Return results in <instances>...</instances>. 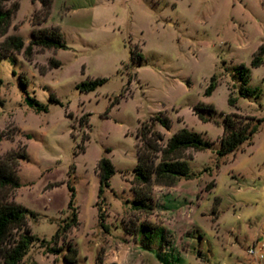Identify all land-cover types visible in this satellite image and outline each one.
<instances>
[{
	"label": "rangeland",
	"instance_id": "374dc122",
	"mask_svg": "<svg viewBox=\"0 0 264 264\" xmlns=\"http://www.w3.org/2000/svg\"><path fill=\"white\" fill-rule=\"evenodd\" d=\"M15 2L20 7L8 35L29 44L34 29L58 26L68 45L36 47L33 60L23 51L0 58V168L20 184L0 181V203L36 213L26 227L38 239L21 264H70V244L77 248L72 264H246L253 258L251 238L260 232L264 239V122L253 143L224 157L217 151L226 114L264 117V62L251 66L264 45V0H54L45 21L41 0L8 6ZM54 59L61 65L50 66ZM242 63L251 67L247 84L236 70ZM213 75L217 86L208 96ZM97 77L107 81L89 92L78 88ZM27 98L48 109L29 106ZM159 112L172 120L169 130L155 124L161 147L182 127L212 142L185 151L195 176L174 186L135 181L138 130ZM103 156L117 171L99 198ZM69 185L79 222L66 229ZM139 187L151 208L134 207ZM23 232L13 231L0 264Z\"/></svg>",
	"mask_w": 264,
	"mask_h": 264
},
{
	"label": "trees",
	"instance_id": "16d2710c",
	"mask_svg": "<svg viewBox=\"0 0 264 264\" xmlns=\"http://www.w3.org/2000/svg\"><path fill=\"white\" fill-rule=\"evenodd\" d=\"M9 1L10 0H0V37L6 36L5 39L0 42V58L11 56L10 54L15 52L23 51L28 60H33L36 47L43 49L68 48L64 33L58 26H47L34 29L29 44H26L24 38L19 34L8 35V31L12 25V19L20 7L19 2H15L12 6H8ZM53 1L54 0H41V10L43 12L42 21H45L50 16ZM42 21H37L36 23H41ZM263 62L264 45H261L258 53L254 55L252 59L251 66L258 67ZM60 65L61 62L56 59L52 60L50 63V66L53 67ZM236 70L242 83L247 84L251 77V67L242 63ZM106 81V77L87 79L80 82L78 88L83 92H89L95 90ZM2 85L3 80L0 78V106L3 102L1 97ZM216 86V76L213 75L210 84L205 90V94L208 96L211 95ZM52 100L59 102L56 98H52ZM118 101L119 98H116L114 103ZM228 101L230 105H235L236 99L230 97ZM34 102L38 110L48 109L46 106L40 105L37 101ZM202 105L207 106L206 108L209 111L215 110L213 104L202 103ZM196 110H201V108L196 107ZM197 113L206 121V117L201 112ZM84 116L85 115L81 118V125L85 122ZM86 117H89V113ZM157 121L168 130L172 127L171 118L167 114L163 115V112H159L155 117L151 118L150 121H143L141 123L137 135L140 139V144L137 148L138 162L134 167L135 181L142 185H149L154 180V182L159 185L174 186L181 179L193 178L195 175L191 171L188 161L192 156H186L185 151L189 148L206 150L212 147V142L204 138L200 133L187 127H182L168 139L165 146L161 147L159 141L163 140V134L155 128ZM263 122L264 117H258L256 115L244 116L237 112L226 114L222 122L223 135L220 139V148L217 151L218 155L224 157L237 150L245 142L253 143L255 134L258 132ZM159 153L161 156L158 155ZM158 158L160 160L156 162ZM116 171V166L110 157L103 156L99 160V198L102 197L105 191L110 187V179ZM0 181L4 184L20 186L18 178L12 171L6 168H0ZM69 189L71 191V198L68 202V207L72 209V213L69 221H67L65 225L66 229L79 222L77 210L74 206L75 188L69 185ZM135 191L136 195L133 201L134 207L139 209L151 208L148 202L149 198L144 195L141 187L137 188ZM35 214L33 210L17 202L0 203V251L3 250L5 244L10 241L14 230L24 229V232L14 241L13 245L4 252V264H21L31 244L38 239L31 233L30 229L26 227L27 216ZM71 253L74 257L68 255L65 257L66 262L70 264L75 262L77 255V248L72 244L68 247V254Z\"/></svg>",
	"mask_w": 264,
	"mask_h": 264
},
{
	"label": "crops",
	"instance_id": "0c3cea01",
	"mask_svg": "<svg viewBox=\"0 0 264 264\" xmlns=\"http://www.w3.org/2000/svg\"><path fill=\"white\" fill-rule=\"evenodd\" d=\"M262 234L260 232H257L250 240V243L248 247H250L252 244H256L258 247L261 248V251L264 254V239L261 238ZM253 256V255H252ZM246 264H264V257L263 259H257L253 256V258H248L246 260Z\"/></svg>",
	"mask_w": 264,
	"mask_h": 264
},
{
	"label": "built area",
	"instance_id": "2783aa9c",
	"mask_svg": "<svg viewBox=\"0 0 264 264\" xmlns=\"http://www.w3.org/2000/svg\"><path fill=\"white\" fill-rule=\"evenodd\" d=\"M249 253L251 255H253L254 257H256L257 259H263L264 254L261 251V248L258 247L256 244H253L250 248H249Z\"/></svg>",
	"mask_w": 264,
	"mask_h": 264
},
{
	"label": "water",
	"instance_id": "95a60500",
	"mask_svg": "<svg viewBox=\"0 0 264 264\" xmlns=\"http://www.w3.org/2000/svg\"><path fill=\"white\" fill-rule=\"evenodd\" d=\"M26 102H27V104H28L29 106H33V105H34V100H33V99H29V98H27V99H26Z\"/></svg>",
	"mask_w": 264,
	"mask_h": 264
}]
</instances>
